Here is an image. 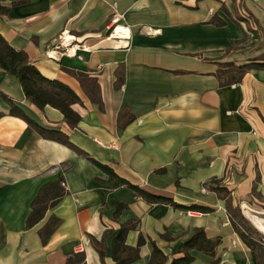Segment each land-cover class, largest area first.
I'll use <instances>...</instances> for the list:
<instances>
[{"label":"crops","instance_id":"obj_1","mask_svg":"<svg viewBox=\"0 0 264 264\" xmlns=\"http://www.w3.org/2000/svg\"><path fill=\"white\" fill-rule=\"evenodd\" d=\"M0 4L8 7L0 16V35L25 51L44 77L79 96L82 104L72 109L80 121L70 128L59 110L39 109L24 96L19 79L0 69L1 92L38 126L64 133L128 183L182 206L212 209L201 213L146 202L84 155L9 115V104L0 98V264H64L80 254L85 264H101L90 236L99 240L105 229L116 233L128 220L137 226L125 243L135 246L139 234L146 240L129 264L147 263L151 241L168 262L181 257L179 245L194 228L219 243L214 256L190 251L189 264L214 258L218 264H256L210 181L220 179L234 206L264 199V0ZM114 13L124 15L117 27L124 34L112 36L117 28L110 34ZM249 64L263 66L247 68L240 81L225 84L235 75L233 67ZM69 71L97 79L101 107ZM60 178L66 194L27 229L39 189ZM117 202L127 207L114 217ZM50 215L61 223L42 244L38 229ZM113 235L106 240L104 264H114Z\"/></svg>","mask_w":264,"mask_h":264},{"label":"trees","instance_id":"obj_2","mask_svg":"<svg viewBox=\"0 0 264 264\" xmlns=\"http://www.w3.org/2000/svg\"><path fill=\"white\" fill-rule=\"evenodd\" d=\"M7 13L8 7H4L0 4V16L6 15ZM212 22L215 23V20H212ZM261 66L263 65L249 64L248 66L233 67L235 70L233 74L235 75L231 76L225 82V84H232L240 81V76L245 71V69ZM0 69L19 79L24 96L28 98L36 107L43 109L46 105H49L62 113L64 121L70 128H75L77 126L81 117L76 111L72 109V105L76 103L82 104L79 96L66 84L58 80H50L44 77L34 66V64L29 61L25 51L14 49L1 35ZM69 72L77 78L88 99L92 103H97L99 107H101L100 88L97 79L82 72ZM121 81L122 79L119 77L116 80V86L122 83ZM0 98L9 104V115L23 119L27 123L29 129H34L43 138L62 143L73 149L76 153L84 155L98 168L108 173L112 179L128 187L138 197L142 198L146 202L150 204H168L175 209L186 211H197L201 213H209L212 211V209L209 207L198 205L182 206L173 202V200L169 198L149 194L140 189L138 186L128 183L124 179H121L116 174H114L110 168L98 163L94 159L90 158L84 151L73 145L64 133L55 130H46L38 126L22 110H20L8 96H6L1 91ZM2 115L3 114L0 113V117ZM62 168L63 170H66L68 168V164H62ZM61 181H63V179L60 178L58 181L44 184L39 189L38 193L30 204L31 211L28 214L25 222V227L27 229L32 228L38 222H40L44 218L46 211L56 205L58 201L66 194V190L60 186ZM220 182V179H212L210 183L214 184V186H212L211 189L216 192L218 197L225 200L226 212L228 214L230 224L242 242L250 249L252 255H254L256 264H264V249L260 244H258L259 242L255 237L257 231L241 214H236L234 212L230 204V191ZM126 207L127 206L125 204L117 202L114 217H117L120 211ZM60 223V218L54 215H50L48 217L44 225L38 229V235L42 244H46L49 237ZM136 226L137 221L128 220L120 225L116 233L113 229H105L99 240L93 236H90V243L98 253L101 264H104V256L107 249L106 240L114 233L115 234L112 237L111 254L114 264H129L139 258V248L146 242L145 238L139 234L135 246H130L125 243L127 232L135 229ZM162 237L169 238L165 234H163ZM150 243L152 250L146 264H189L194 260V257L190 253L192 250L214 256L215 248L219 243V238L211 240L207 238L203 228H194L193 233L179 245L178 253H182V256L173 258L170 262H168V257L160 248L156 246L153 241ZM218 262V258H214L209 262V264H218ZM64 264H85V257L83 254H80L68 259Z\"/></svg>","mask_w":264,"mask_h":264},{"label":"rangeland","instance_id":"obj_3","mask_svg":"<svg viewBox=\"0 0 264 264\" xmlns=\"http://www.w3.org/2000/svg\"><path fill=\"white\" fill-rule=\"evenodd\" d=\"M258 200L257 201H252L250 202V205L249 204H243L242 205V210L239 206V204L237 205H233L232 203V199L230 198V204H231V207L232 209L234 210V212L236 214H241L247 221L248 223L257 231V233L255 234V237L256 239L258 240V244H260L263 249H264V234L259 231L255 226L254 224L247 218L246 214H245V211H244V206L245 205H248L249 207H251L252 209L258 211V212H263L264 211V199L263 198H257Z\"/></svg>","mask_w":264,"mask_h":264},{"label":"bare ground","instance_id":"obj_4","mask_svg":"<svg viewBox=\"0 0 264 264\" xmlns=\"http://www.w3.org/2000/svg\"><path fill=\"white\" fill-rule=\"evenodd\" d=\"M125 28H117L116 31L112 33V36L114 35H119L123 32H125ZM124 34V33H123ZM72 37H66V40H72ZM68 43V42H67ZM244 211L247 216V218L254 224V226L261 231L264 234V211L263 212H258L248 205L244 206Z\"/></svg>","mask_w":264,"mask_h":264},{"label":"built area","instance_id":"obj_5","mask_svg":"<svg viewBox=\"0 0 264 264\" xmlns=\"http://www.w3.org/2000/svg\"><path fill=\"white\" fill-rule=\"evenodd\" d=\"M124 19V15L123 14H118V13H114L112 18L110 19V26H109V30H110V34L118 27V25L120 24V21ZM262 183L264 185V174L262 177ZM63 185V182H62ZM242 205H240V208L242 210ZM78 251H83V248L80 247L78 248Z\"/></svg>","mask_w":264,"mask_h":264}]
</instances>
